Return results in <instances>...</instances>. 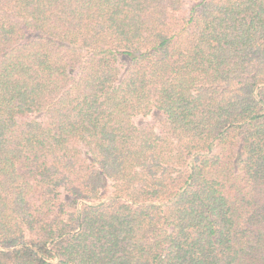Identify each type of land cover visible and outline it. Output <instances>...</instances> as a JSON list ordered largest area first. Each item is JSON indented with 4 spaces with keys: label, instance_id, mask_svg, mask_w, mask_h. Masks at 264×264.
I'll return each mask as SVG.
<instances>
[{
    "label": "trees",
    "instance_id": "16d2710c",
    "mask_svg": "<svg viewBox=\"0 0 264 264\" xmlns=\"http://www.w3.org/2000/svg\"><path fill=\"white\" fill-rule=\"evenodd\" d=\"M0 264H264V0H0Z\"/></svg>",
    "mask_w": 264,
    "mask_h": 264
}]
</instances>
